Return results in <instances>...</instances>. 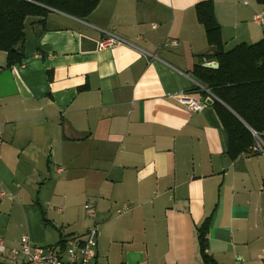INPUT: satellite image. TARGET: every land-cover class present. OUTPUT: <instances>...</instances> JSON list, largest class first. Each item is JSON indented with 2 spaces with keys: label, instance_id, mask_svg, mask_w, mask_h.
<instances>
[{
  "label": "crops",
  "instance_id": "crops-1",
  "mask_svg": "<svg viewBox=\"0 0 264 264\" xmlns=\"http://www.w3.org/2000/svg\"><path fill=\"white\" fill-rule=\"evenodd\" d=\"M200 1L99 0L82 18L52 10L44 23L26 19L20 63L5 66L0 51L6 247L24 234L57 247L82 236L91 223L85 199L96 207L97 264H206L197 236L205 219L216 264H264V152L228 153L206 102L216 97L190 73L194 64L217 67L200 58L211 52L195 15ZM211 1L225 50L261 37L264 5ZM105 31L122 41L100 49ZM182 96L205 106L191 111Z\"/></svg>",
  "mask_w": 264,
  "mask_h": 264
},
{
  "label": "trees",
  "instance_id": "trees-1",
  "mask_svg": "<svg viewBox=\"0 0 264 264\" xmlns=\"http://www.w3.org/2000/svg\"><path fill=\"white\" fill-rule=\"evenodd\" d=\"M98 1L0 0V51L5 52V66L21 62L23 53H17L13 48L20 45L22 51L28 17H35L37 22L44 23V17L57 10L82 18L93 10ZM255 1L264 5V0ZM194 9L211 48L210 53L200 55V58H214L217 67L194 64L190 73L216 97L212 105L227 133L228 153L233 157L241 150H248L252 144L250 129L264 132V27L257 41L241 42L225 50L212 1H200ZM201 93L206 97L205 92ZM207 230L208 219H205L197 231L200 254L206 264H216L206 251ZM65 241L61 238L58 243L63 246Z\"/></svg>",
  "mask_w": 264,
  "mask_h": 264
},
{
  "label": "built area",
  "instance_id": "built-area-1",
  "mask_svg": "<svg viewBox=\"0 0 264 264\" xmlns=\"http://www.w3.org/2000/svg\"><path fill=\"white\" fill-rule=\"evenodd\" d=\"M254 20L257 23H261V15L256 14ZM121 41L122 39L115 33L105 31L98 42V47L100 49L111 47ZM163 44L177 46L178 41L176 39H167ZM180 101L191 111L201 110L205 106L204 101H197L186 96H182ZM250 131L253 136V142L249 146L248 152H264V132L257 133L252 129ZM0 194H4V192H0ZM83 209L91 223L82 236L67 239L63 246L60 245L59 247L35 245L30 241L27 234L21 236L18 245L15 247H6L2 238H0V255H5L7 259L14 263H18L20 257H22V264H97L96 239L98 224L96 222V207L94 203L86 202L83 204ZM125 209L126 207L124 206L116 209L115 212L120 214ZM262 258H264V249Z\"/></svg>",
  "mask_w": 264,
  "mask_h": 264
},
{
  "label": "rangeland",
  "instance_id": "rangeland-1",
  "mask_svg": "<svg viewBox=\"0 0 264 264\" xmlns=\"http://www.w3.org/2000/svg\"><path fill=\"white\" fill-rule=\"evenodd\" d=\"M261 11H262V13H263V15H264V6L261 8ZM50 13H54V11H51ZM28 20H26V22H25V27H24V33L28 36L29 35V33H30V24H29V22H27ZM264 26V25H263ZM255 27V26H254ZM258 27V26H257ZM259 39V38H258ZM232 46V45H231ZM38 187H39V185H38ZM4 189V190H3ZM3 192H5L6 194H7V196L9 197V193H8V189H7V187L5 186V187H3ZM73 194V193H72ZM15 200H16V202L17 201H20L21 203H23L24 201H23V199L22 198H20L19 199V197H17V196H14L13 197ZM13 199V200H14ZM14 200V201H15ZM74 200H79V198H76V199H74ZM46 202L47 201H45V204H46ZM84 202H85V199H83V201H81V205H80V203H79V207H82V209H81V213H82V215L84 214L85 216H86V214H85V212H84V209H83V204H84ZM54 203H55V205L57 204V207H56V209L57 208H63V206H64V203H63V201H61V203H57V202H55L54 201ZM86 203V202H85ZM87 203H89L88 201H87ZM52 205H51V203H50V206H48L47 204H46V207L48 208V207H51ZM87 217V216H86ZM89 219V218H88ZM51 229V228H50ZM49 229V230H50ZM0 257L1 258H4L2 255H0ZM4 259H7V258H4ZM8 260V259H7ZM11 261V260H10Z\"/></svg>",
  "mask_w": 264,
  "mask_h": 264
},
{
  "label": "water",
  "instance_id": "water-1",
  "mask_svg": "<svg viewBox=\"0 0 264 264\" xmlns=\"http://www.w3.org/2000/svg\"><path fill=\"white\" fill-rule=\"evenodd\" d=\"M13 50L15 52H17V53H20L21 52V46L20 45H17L16 47L13 48ZM206 102L209 103V104H211L212 103V97L206 98Z\"/></svg>",
  "mask_w": 264,
  "mask_h": 264
}]
</instances>
